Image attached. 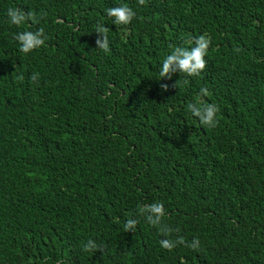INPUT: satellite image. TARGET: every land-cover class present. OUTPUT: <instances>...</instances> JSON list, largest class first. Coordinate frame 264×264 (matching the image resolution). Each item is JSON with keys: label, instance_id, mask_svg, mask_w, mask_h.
<instances>
[{"label": "trees", "instance_id": "16d2710c", "mask_svg": "<svg viewBox=\"0 0 264 264\" xmlns=\"http://www.w3.org/2000/svg\"><path fill=\"white\" fill-rule=\"evenodd\" d=\"M0 264H264V0H0Z\"/></svg>", "mask_w": 264, "mask_h": 264}, {"label": "clouds", "instance_id": "9594fccd", "mask_svg": "<svg viewBox=\"0 0 264 264\" xmlns=\"http://www.w3.org/2000/svg\"><path fill=\"white\" fill-rule=\"evenodd\" d=\"M107 14L115 18V22L118 24H127L129 23L133 16L136 15L135 11L127 5H118L107 9ZM10 22L15 25L23 24L26 20V15L22 11H18L17 8H9L7 12ZM31 19L36 20V16L31 12L27 14ZM107 31L106 28L101 29ZM17 39L22 41L19 45L21 51L29 52L35 48L44 44V40L39 38V33H34L33 31H24L18 35ZM211 40L205 35H201L196 39V46L190 51L185 49H176V52H179L180 55L170 53L163 60V67L161 68V75L167 74L170 71V66L173 61L178 60L180 66L189 74H195L199 70L204 69L207 61L205 56L207 55V50L210 46ZM104 48L107 47L106 44L103 45ZM206 91V90H202ZM207 115L203 117L204 124L215 125L216 124V114L219 111V107L216 104H210L207 106ZM199 115V110L196 111ZM153 211L160 212L161 206L156 205L153 208ZM163 246L170 247L167 242L162 241Z\"/></svg>", "mask_w": 264, "mask_h": 264}]
</instances>
